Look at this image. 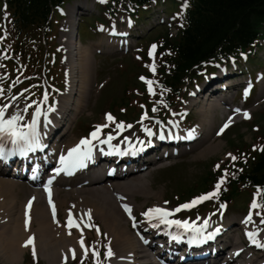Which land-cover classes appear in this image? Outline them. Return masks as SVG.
Listing matches in <instances>:
<instances>
[{
  "label": "bare ground",
  "instance_id": "6f19581e",
  "mask_svg": "<svg viewBox=\"0 0 264 264\" xmlns=\"http://www.w3.org/2000/svg\"><path fill=\"white\" fill-rule=\"evenodd\" d=\"M82 8H84V4H76L70 9L68 22H65L67 27L69 24L73 26L75 14L81 11ZM63 43L70 44V40L65 41L63 39ZM75 43L71 41L68 50L70 51V58L73 60L75 57V62L72 61L70 64L71 73H73V77L77 78L73 94L77 96L74 110L75 113H81L84 109L82 101L85 97L87 86L92 79V67L89 60L90 49L87 46L82 47L77 44L73 47ZM260 93H264V83L261 84ZM70 97L72 96H68L66 100H63L64 106L56 111L57 115L64 116L67 108L65 105L70 101ZM216 100V102L209 104L200 102V105L195 109L198 115L194 126L195 135L196 137L204 136L199 141V144L190 151L196 149L195 155L198 154V157L205 155L206 152L208 154L212 152L215 154L221 146L217 142L210 144L213 138L211 127L214 126L216 121L215 111L220 106L222 107L224 103L229 102L230 97L220 96ZM189 107L192 108V106ZM222 117L225 118L226 116L222 115ZM47 127H49V121H42V128L45 129ZM169 130L172 129L170 128ZM73 133V131L69 133V129L65 130L61 136V142L51 147L53 149L54 160H49V165L53 167V170L46 177L47 179L52 178L53 184L56 185L52 200L56 201L58 212L62 209L64 211V216L56 217L57 220L55 222L50 217L48 207L46 206V201H48L47 205H49V198L43 197L37 188H33V182L22 184L15 178L4 177L3 175H9L7 170L3 173L0 172L1 259L5 264H18L22 253L27 250L26 248L35 247L47 264L62 263L65 255L69 256L68 252L71 247L75 249L77 255H81L84 252L85 245L81 247V237L79 234L83 233L85 227L88 225V221H97L99 228L101 226L106 231L113 253V255L108 257L106 264H153L154 261L151 259L150 254L151 252L152 255L154 253L151 245L148 244L147 237L149 236L145 234V244L139 243L131 235L130 229L127 227L126 217L122 210L118 208L119 204H124L125 201H128L127 203L132 204L131 210L134 213V211L141 210L146 205V201L157 198L148 192L149 186L145 177L150 173V170H148L149 166L141 170V172H124L122 175H117V177H106L103 180L98 178L96 170L90 172L87 175L88 177L82 179H78L80 173L77 172V169L72 170L70 173L65 171L57 173L54 169L61 166L59 157L62 154L67 155L68 149L74 147L81 140L73 138ZM204 143L206 144L203 145ZM93 144H99V142L93 141ZM59 153L61 155H58ZM84 179H90V182H83ZM73 180L76 181L77 187L68 191L61 189L62 184H69ZM20 191L24 195L34 197V201L30 207H26L25 200L27 196L18 201ZM137 196L144 199L139 205L133 203ZM160 201L154 202L148 208L160 205ZM67 209L72 210V216L76 222L78 221L79 228L75 226L68 227ZM89 215L91 217L90 220ZM26 220L27 225L25 224ZM63 221H65V224H61ZM146 221L149 222L148 220ZM226 223L232 224L233 227L236 224H240L241 226L249 224L250 226L245 232L252 230L251 222H245L244 220L227 218ZM71 230H74V232L72 233ZM152 231L155 230L153 229ZM223 236V239L226 240V237H228V235L226 236V231ZM29 237H32V243L26 246L25 241ZM52 243H55V245H50ZM227 245L229 246V244ZM240 246V240L233 237V240L230 241V253L225 256L224 251H221L218 253V256L224 258V261L229 264H235V262L236 264H259L260 261L257 257H249L246 252L245 260L235 261V257L241 251ZM64 250H66V254ZM262 255L264 257V254ZM130 257L134 260L130 259Z\"/></svg>",
  "mask_w": 264,
  "mask_h": 264
},
{
  "label": "rangeland",
  "instance_id": "374dc122",
  "mask_svg": "<svg viewBox=\"0 0 264 264\" xmlns=\"http://www.w3.org/2000/svg\"><path fill=\"white\" fill-rule=\"evenodd\" d=\"M88 3L87 8L90 10H87V13L84 16V20H82V25L84 29V36L83 44L80 45L82 47L87 46L90 49V65L92 67L91 69V76L92 79L90 80L85 97L82 101V106H84L83 111L79 115V118L77 122L75 123V129H74V136L78 137H85L86 131L88 128H90L93 124H100L106 119L107 114L111 113L110 108L113 107L111 105H114L116 101H120V96L123 94V90L125 86H129L130 83H135V75L137 73H145L144 70L138 69L139 62L136 61L137 58L141 55L142 48L144 47V43L146 44L148 42V39L152 38L153 36L160 34L163 27H156L153 32L152 30L146 34V31L148 29L149 25H143L142 22L138 24V28L141 30L137 32L139 34L138 36L142 35V40H145L144 43H142L140 46L138 42H136V39H131V43L129 46L124 48V50L121 52H118L117 48L119 49L118 44L116 45L114 41L108 36L110 33L109 30H101V28L98 30L93 27V17L94 15L98 14L97 9L93 11L92 9V0H72L69 2V7L72 8L75 6L76 3ZM66 6V5H65ZM67 12H69V8L66 7ZM154 10H150L147 13V17H149ZM91 13V14H90ZM68 18V14L65 17ZM121 19V17L119 18ZM61 22L63 20L58 22V26H60ZM78 22V16L75 17V20L73 22L72 29L74 30L77 26ZM118 22V21H117ZM122 27V26H121ZM55 29V31H54ZM52 31H54V37H55V47L54 50L57 52V60H56V67L57 71H60V73L64 72L65 67H67V61L64 62L60 60L61 56H63V51L59 50V52L56 50V45L59 44L61 46L60 38H61V31H57V27L55 24H53L49 36H52ZM99 32L95 34L96 32ZM136 38V37H134ZM74 42L77 43V39L74 40ZM136 42V43H134ZM261 43V42H260ZM152 46V45H151ZM151 46L146 49V52L148 49H151ZM36 45L33 43L31 44L30 49H35ZM117 47V48H116ZM140 47V48H139ZM35 56L32 57L31 65L32 67H36L37 62L35 61ZM1 60H5L1 56L0 52V62ZM237 63H240L241 68L244 70L245 74L244 77H247V73L251 72L252 76L257 72L264 70V47L259 48L257 53L254 54V56L246 57V58H240L237 60ZM145 64V63H144ZM0 69H1V63H0ZM51 74V73H50ZM203 70L198 73V75L188 81H186L184 91H182V94L184 98H186L185 102L182 104L183 110L186 109V103H187V95L188 91L190 89L194 88V84H201L204 82L203 77ZM242 77L239 79L241 80ZM138 80V77H136ZM35 81L39 82V79H33ZM129 80L133 81L129 83ZM140 82V81H139ZM62 85V84H61ZM141 87V84H139ZM30 90L29 92H31ZM236 90L230 91L228 93V96H233ZM139 93V92H138ZM76 99V95L74 96ZM31 99V98H30ZM42 99V98H40ZM77 100V99H76ZM237 102V101H235ZM243 101L239 100L237 104H241ZM211 103L210 100L207 101V104ZM133 104V103H132ZM239 105H236L238 108ZM86 107V108H85ZM188 107V106H187ZM221 107V106H220ZM234 107V108H236ZM22 109V108H21ZM196 107H194L192 110L189 111V116L186 123H192L193 121H196L198 115L195 112ZM239 109V108H238ZM117 111V110H116ZM247 111L249 113L248 117L244 116V112ZM234 110H230V113H233ZM115 113L118 117L131 120L132 118L136 117L129 116L126 117L124 114H120L118 112H112L111 114ZM243 113L241 117H245V120H242V118H238L234 120V123H231L225 133L221 136L215 135L214 131L218 130L217 127L219 124H221L223 117V112L221 110L217 109L215 111L216 115V121L214 123V126L211 127L212 131V142L210 144H215L216 142L219 143L220 149L217 153L208 154L207 152L205 155H202L198 157L199 155L196 154V149H194L191 152H186L178 157L172 158L170 161L160 163L159 165H153V167L149 168L150 173L147 174L145 177L148 181V192L150 194L154 195L155 199L146 201V205L149 206L153 204L154 202H163L164 200H168L171 205L175 203V196L178 194L179 196H182L183 198L179 197V201L188 199L187 195L194 194L195 192H198L202 189L200 185L198 184L199 180H201L202 177H204L209 170L212 168V163L215 162L217 164H222L223 161L230 158L228 155L230 150L233 149L230 140L235 142L236 144H240L242 141H244L248 145H257L255 136L257 135V132L261 133L262 130H264V93L258 92L257 89L252 91V94L250 97L246 99L245 108H242V111H239L238 114ZM113 114V115H115ZM78 115V113L76 114ZM181 121V118H179ZM183 122V120H182ZM254 125V127H253ZM258 126L257 132H255V128ZM222 128V127H221ZM113 133V131H110ZM242 135V137H239V135ZM204 143L203 145H205ZM170 163V164H169ZM166 167H163L165 166ZM163 167V168H162ZM75 184V183H74ZM186 193V195L184 194ZM189 193V194H188ZM181 194V195H180ZM248 194L246 191L244 193H241L238 195V198L235 200L234 204L229 206V211L225 213L226 219L232 218L234 220L239 219L242 214L245 212L246 202H247V196ZM18 201H21L28 195H24L22 191L19 193ZM187 197V198H186ZM144 201V199L140 196H137L135 198L134 204H141ZM145 205V206H146ZM66 206V205H65ZM213 207V205L210 203L205 204L203 208L199 209L201 213L204 215L208 213L209 209ZM119 208V206H118ZM137 209V208H136ZM135 213L140 215L139 211H135ZM60 215H64L63 212H61ZM193 216V214L191 215ZM255 223V221H253ZM259 224V223H258ZM128 226V225H127ZM104 232L101 235H105L106 232L104 229H102ZM241 230V229H240ZM131 232V231H130ZM90 237H88V242L91 245H96L99 241L97 239L96 235H94V231L91 229L90 232H88ZM87 234V233H86ZM239 234V233H238ZM240 234L242 235L243 232L240 231ZM131 235L132 232H131ZM107 236V235H106ZM238 236V235H237ZM240 239V242L242 241L241 236L238 237ZM108 239V238H107ZM50 245H55V243H52ZM24 252H27L24 251ZM26 254V253H25ZM40 260H42L40 258ZM0 261L3 262V260L0 257ZM23 261V260H21ZM21 261L19 264H21ZM43 261V260H42ZM44 262V261H43ZM46 264V263H45Z\"/></svg>",
  "mask_w": 264,
  "mask_h": 264
},
{
  "label": "trees",
  "instance_id": "16d2710c",
  "mask_svg": "<svg viewBox=\"0 0 264 264\" xmlns=\"http://www.w3.org/2000/svg\"><path fill=\"white\" fill-rule=\"evenodd\" d=\"M0 1L7 8L15 27L25 29L29 25H35V29L39 32L49 11L63 0ZM106 1L108 14L114 15L118 10H122L132 15L153 0ZM167 1L178 6L175 12L180 15H175L176 23L180 26L179 31L175 36H171L166 29H163L160 34L148 39L147 46L153 44L157 46L154 53L158 58L157 71L165 85L169 86L170 92L168 89L165 98L170 101L179 97L181 84L186 75L201 62L224 61L240 54L249 55L258 41L264 37V0ZM27 35L35 36L33 31L28 32ZM20 44L21 41H16V47ZM5 46H8L7 42ZM140 57L149 58L145 51ZM132 90L127 86L123 91L120 101L116 103L119 108H125L136 102L138 106L147 99L144 92H139L140 96L137 97ZM257 138L264 146V131L257 134ZM230 143L235 147L237 157L242 150H247L244 143L238 145L232 140ZM249 158L228 160L223 165L228 170L224 185H227V199L234 198L242 190V186L258 185L264 189V151L255 149ZM218 175L225 174L220 170L208 172L198 184L208 192L215 187ZM262 193L264 197V192Z\"/></svg>",
  "mask_w": 264,
  "mask_h": 264
},
{
  "label": "snow or ice",
  "instance_id": "6c2138e0",
  "mask_svg": "<svg viewBox=\"0 0 264 264\" xmlns=\"http://www.w3.org/2000/svg\"><path fill=\"white\" fill-rule=\"evenodd\" d=\"M177 15H180L179 13ZM103 27V26H101ZM156 45L153 44L151 46V49L149 51V55L153 56L155 53ZM148 67L150 70L155 73L156 71V65L155 62L152 64H149ZM141 80L145 81L148 86V91L153 92V85L156 83V81L148 79L147 77L141 76ZM247 91V90H246ZM45 99H47V96L45 95ZM163 103V101H161ZM8 105L0 106V159L7 160L9 157L15 155L16 153H19L20 155H26L28 152L33 151L34 149L41 146L40 144V134L37 130V117L40 114V109H36V113L32 117V121L28 124H21L19 121L23 119L19 114H14L8 118H5V111L7 109ZM53 109L50 108L49 111H52ZM156 109L154 108L153 111ZM236 112L241 111L240 109H236ZM244 116L248 117L249 113L247 111L244 112ZM115 118L112 116L111 113L107 114V120L113 121ZM231 123V118H229V121L224 124V126L221 128V132H223L224 128H227L228 125ZM107 125L105 124H98L95 126L94 130L89 134V136L81 138L79 143H77L74 147L68 149L67 155H61L59 157L60 167L54 169L55 172L59 173L61 171L65 172H71L72 170L83 167L86 160L90 159L92 156V150H93V141H98L102 144H110L111 140L113 139V136L111 134L108 135L107 139L100 140L99 134L100 130ZM128 127H131V125H127ZM116 127L118 129H122L125 127L123 122H119L116 124ZM145 131L151 135V129L145 128ZM163 138V136H161ZM127 139V138H126ZM9 140L11 144L13 145V148H5L3 141ZM143 144V142H141ZM149 144L151 141L148 142ZM255 147V146H254ZM118 150V146H117ZM261 151H264V146H261ZM232 160L238 159V157L232 155L231 153L228 154ZM216 167H219V164L216 165ZM225 175H222L216 185L215 188L207 193L201 194L199 196L194 197L191 201H188L186 203L178 205L175 209H168L165 207L160 206H152L148 208L146 211L142 213V215L145 217L146 220L149 222H153L151 226L158 227V224L155 223V221H158L159 224H164L168 227H171L172 225H175L177 228H182L185 232L192 233V236L189 239L190 244L194 243H201L203 241V236L201 234L204 233V230L208 227L209 221L206 219L204 220L203 224L197 225L195 221H189L187 219L179 220V219H170L173 212H179L181 209H187L191 208L194 205L207 200L209 198H214L219 195V190L221 188V185L225 182V177L228 174V170H224ZM52 178H49L48 184L45 185L46 190L49 191V203L52 204L51 201V191L49 188V185L51 184ZM264 192V189L259 188L257 189V193L255 194L251 206V209H264V203L258 202L256 199L257 196H260L261 193ZM167 203V202H165ZM31 205V201H29V206ZM126 212H128L129 216L132 217L134 223L133 227L136 226L135 224V217L132 216V210L131 206L128 204L123 205ZM225 207V205L221 204V208ZM56 209L55 205L53 204V216L55 217ZM257 215H262V213H256ZM252 211H249L248 216L245 217L246 222L252 221ZM91 219L89 215V220ZM260 223L264 224V218L261 219ZM25 224L27 225V220L25 221ZM77 227L79 228L80 225L77 223L71 213V210H69L68 214V227ZM89 227H92L90 223L87 225ZM220 229L217 228L216 231H219ZM259 229L255 231H248L246 234L251 240L253 244H257L259 247L264 248V243H261L257 239V232ZM212 236V233H207V237L210 238ZM175 239H180L181 237L179 235L174 237ZM81 247L84 246L83 237H81ZM32 243V237H29L27 241H25V245ZM108 256L113 255L111 249H108L107 252ZM33 256H35V248L33 247ZM75 256V252L73 250V257Z\"/></svg>",
  "mask_w": 264,
  "mask_h": 264
}]
</instances>
